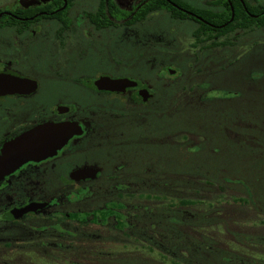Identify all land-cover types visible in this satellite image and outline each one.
Returning <instances> with one entry per match:
<instances>
[{
  "label": "rangeland",
  "instance_id": "374dc122",
  "mask_svg": "<svg viewBox=\"0 0 264 264\" xmlns=\"http://www.w3.org/2000/svg\"><path fill=\"white\" fill-rule=\"evenodd\" d=\"M9 1L0 0V7ZM187 1L217 8L210 0ZM247 1L264 8V0ZM96 3L73 0L57 17L74 21L82 9ZM131 10L127 9V18ZM123 15L117 6L114 23H122L118 18ZM38 20L35 39L24 42L28 69L36 72L57 60L65 68L64 81L44 79L43 95L59 93L63 102L101 105L104 93L79 82L99 74L130 76L154 92L149 126L122 117L109 130V143L90 145L84 156L103 167L121 156L123 173L139 187L152 183L155 188H120L127 208L118 233L101 224H92L85 232L73 227L74 234H59L64 244L55 246L51 244L55 234L31 227L39 223L37 219L21 221L5 231L9 234L3 239L0 236V264H264L262 201L253 196V203L239 183L205 182V175L220 179L238 170L252 185H264L258 180L264 177V154L247 153L226 139L221 122L229 114L237 118L264 113V27L254 26L227 44L195 43V19L173 17L167 9L157 8L126 26H108L86 39L77 38L62 53L51 42L60 22L55 16ZM202 84L209 89L202 90ZM179 86L191 91L190 103L182 96L174 100ZM204 95L210 100L207 104ZM147 128L153 136L144 134ZM184 131L190 134L186 143ZM156 136L159 139L153 142ZM138 191L151 197L143 198L135 209L131 203ZM189 198L194 201L180 202ZM48 240L49 244L40 243Z\"/></svg>",
  "mask_w": 264,
  "mask_h": 264
},
{
  "label": "flooded vegetation",
  "instance_id": "af4514ba",
  "mask_svg": "<svg viewBox=\"0 0 264 264\" xmlns=\"http://www.w3.org/2000/svg\"><path fill=\"white\" fill-rule=\"evenodd\" d=\"M49 1L10 0L0 7V12L11 16L4 18L0 14V155L7 149L5 143L40 125L50 127L53 142L59 135L57 126L63 122L77 124L80 130L74 131L63 144L49 153L37 159L29 158L0 177V236L3 239L4 235L9 234L5 231H9L11 226L34 218L39 223L29 225L33 224L31 227L38 231L55 234L51 244L62 246L64 243L58 235L73 233V227L85 232L91 229L92 224H101L106 230L118 233V227L123 225L124 208H127L120 188H155L152 183H144L139 187L127 173H123L121 156L114 158L107 167L84 156V151L89 150L90 145L96 147L109 143V130L122 117L149 126L152 115L149 106L154 92L130 76L127 77L137 81L135 85L116 89L99 87L95 80L105 75L99 74L92 78L85 77L79 82L85 88L104 93V103L101 105L91 102L81 106L74 102H63L59 93L43 95L42 85L46 77L57 82L64 81V63L57 60L49 67L33 72L27 67L29 55L23 47L24 42L35 39L40 30V25H35V22L59 10L61 5L46 9ZM114 1L124 10V15L118 18L122 23H114L116 8L113 4L97 0L94 6L82 9L74 21H63L55 16V21H59L60 25L55 28L51 42L59 52L64 53L67 44L77 38L86 39L94 31L108 26H126L127 9L131 10L139 0ZM20 7L33 8V11L16 15L14 10L21 11ZM98 18H101V22L97 21ZM144 88L148 90L145 96L141 93ZM191 94L190 90L179 86L174 100L182 96L190 103ZM141 104L144 106L139 107ZM144 134L153 136L149 128ZM182 138L186 143L190 138L189 131H184ZM157 139L158 136L153 142ZM142 168L145 173L149 172V165ZM133 197L137 205L135 202L131 204L133 208L139 209L142 199L151 196L138 191ZM30 203L42 205L35 204V208L25 209ZM40 243L49 244V240Z\"/></svg>",
  "mask_w": 264,
  "mask_h": 264
},
{
  "label": "trees",
  "instance_id": "16d2710c",
  "mask_svg": "<svg viewBox=\"0 0 264 264\" xmlns=\"http://www.w3.org/2000/svg\"><path fill=\"white\" fill-rule=\"evenodd\" d=\"M72 2L73 0H67V5L65 8H67V6ZM100 2H110V4H113L115 8L117 7L114 0H100ZM208 3L217 5V8H209L208 6H193L192 4L188 3L187 0H139L137 5L132 8L131 16L126 18V22L137 21L141 18H144L150 11L154 9L165 8L173 17L195 19L198 22V25L193 28L192 35L195 38V43L201 42L202 44L209 40H211L210 42L212 44L231 43L232 38L235 39L241 33L252 30V27L254 26L264 27V8L252 4L250 1L210 0ZM62 4L63 0H51L45 8L52 9L57 5L62 6ZM231 5L233 6L234 12L232 18ZM65 8L62 10L59 9L58 11L51 14V16L61 15ZM19 9L22 10H14L16 15H25L33 11V8L20 7ZM6 16L11 17L5 13H2V17ZM97 21L101 22V18H98ZM204 86L205 84H202L199 87H201L203 90L206 87ZM207 96L208 95H204L202 97V101H205L206 104L210 101ZM235 116L236 115L229 114V118L223 117V119H221L223 127L222 129L226 139L232 141L235 144L241 145V148L247 153H252L259 156L264 154V113H256L254 116H248L246 114V116H237V118H235ZM250 119L253 120L250 121ZM245 155L247 154H243V156ZM236 174L233 175L225 173L220 176V179L216 177V175H207L209 176L208 178H206L205 175V182L211 183L216 181L219 184L226 183V185L229 183H239L243 186L244 190L247 192V196L250 197L249 199L253 201V203H255L253 196H258L257 200H261L264 204V185H258L259 182H256V185H252L248 182V175L243 171L241 173L237 170ZM259 177L260 176H258V178ZM239 180L243 181L244 183L239 182ZM258 180H262L264 182V177ZM256 189L262 190L256 192ZM180 201L191 203L194 201V199H181Z\"/></svg>",
  "mask_w": 264,
  "mask_h": 264
},
{
  "label": "water",
  "instance_id": "95a60500",
  "mask_svg": "<svg viewBox=\"0 0 264 264\" xmlns=\"http://www.w3.org/2000/svg\"><path fill=\"white\" fill-rule=\"evenodd\" d=\"M65 5L66 0H64V4L58 9H63ZM231 9L232 18L234 15L232 5ZM1 13L2 12H0V14ZM95 83L99 87L116 89L123 88L126 85H135L137 81L132 80V78L127 76L109 77L107 75H100L95 80ZM141 91L143 95L144 93H148L146 88L142 89ZM58 129L59 135L57 134L56 142L51 140L50 127H48V125H40L33 129L27 130L18 137H15L9 142L5 143L7 149L0 155V177L29 158L37 159L49 153L50 151L54 150V148L63 144L74 131L80 130L77 124H72L69 122H63L61 125L59 124L57 126V133ZM35 204L42 205V203H30L27 205V207H25V209H33L35 208Z\"/></svg>",
  "mask_w": 264,
  "mask_h": 264
}]
</instances>
